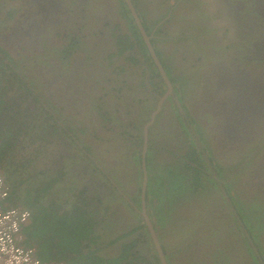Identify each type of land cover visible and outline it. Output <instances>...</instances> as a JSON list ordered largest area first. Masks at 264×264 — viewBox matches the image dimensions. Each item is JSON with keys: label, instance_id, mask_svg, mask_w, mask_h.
<instances>
[{"label": "flooded vegetation", "instance_id": "1", "mask_svg": "<svg viewBox=\"0 0 264 264\" xmlns=\"http://www.w3.org/2000/svg\"><path fill=\"white\" fill-rule=\"evenodd\" d=\"M13 3L12 14L7 15L13 25L7 32H0V62L13 69L6 77L5 93L0 96V172L10 184L11 192L14 178L7 168L17 169L19 177L25 178L23 193L28 192L25 191L28 182L33 181L40 189L46 188V200L61 199L83 205L81 209L100 227L103 211L99 204L109 195L101 183L108 179L111 189L115 188L132 204L134 215L141 220L136 227H140L138 231L144 236L148 231L142 217L145 210L163 248L165 236L179 227L168 221L158 223L152 215L151 202L148 204V186L160 173L157 165L183 166V173H187L185 183L194 186L193 193L202 189L203 183L197 182L203 176L217 185L220 183L213 167L210 170L214 174L205 172V166L193 157L190 148L185 150V159H181L179 151L183 145L179 137L191 142L184 136L181 119L174 114L178 108L186 127L190 126V118L204 142L202 149L200 144L196 145L199 152L209 156L221 174L228 173L224 183L222 179V192L226 194L225 183L231 184L233 197H238L246 207L256 205L264 210V59L250 58L258 56L250 47L264 41V3L260 0H13ZM161 55L165 57L164 64ZM169 63L175 70L172 76L168 73ZM3 77L0 74L1 83ZM187 82L188 87L181 92V84ZM38 88L40 96L35 95ZM155 100L152 108L151 101ZM123 121L122 133H127L130 142L119 147L121 150L113 161H102L93 148H84L78 142L83 135L104 143L103 137ZM188 130L194 138L192 128ZM168 132H179V137L172 140ZM58 133L62 136L55 139L53 135ZM171 160L176 164L170 163ZM119 165L135 174L134 182H128L122 170L116 179L110 176V170L120 168ZM190 168L193 172L200 171V177H194ZM234 177L237 182H230ZM215 184L205 182L208 188ZM33 192L31 197L35 195ZM15 203L17 207H25L23 197ZM109 212L112 216L116 213L114 209ZM129 219L125 216L120 227L128 224ZM234 227L236 230L237 225ZM198 232L190 240L177 244V248L187 247L193 258L213 241L208 236L194 241ZM81 235L90 238L92 234ZM145 243L146 240L140 242L141 248L138 247L146 258L143 264L150 260ZM173 258L176 259L174 255ZM234 258L242 264L239 256Z\"/></svg>", "mask_w": 264, "mask_h": 264}, {"label": "rangeland", "instance_id": "2", "mask_svg": "<svg viewBox=\"0 0 264 264\" xmlns=\"http://www.w3.org/2000/svg\"><path fill=\"white\" fill-rule=\"evenodd\" d=\"M13 4V0H0V32H7L13 25L12 19L7 18L9 10H12V7H15ZM163 31H166V29H163ZM138 41L140 42L139 39ZM160 43L165 44V42L162 41ZM166 43L170 44L169 42ZM141 48L147 55L142 45ZM24 59L26 58L22 57V60ZM160 59L164 64L165 57L161 55ZM20 61L18 62V65ZM167 68L169 75L172 76L171 73L175 72V70L172 68V64L169 63ZM12 71L13 69L11 66L0 62V74H4L5 76L3 77V83H7L6 77L11 74ZM188 85V82L187 84H181L179 90L182 92L188 87ZM39 90L40 88L36 89V96H40ZM145 95L148 97V94ZM7 96H9V93ZM151 104V107L153 108L156 104V100L151 101ZM147 107L148 105L145 106L143 113ZM174 114L181 119V128L183 131H185L184 136H187L191 142L190 144L189 141L183 140L182 137H179V132L173 134L171 132L166 133L171 134L170 139L172 140H175L177 137H179L180 142L183 145L179 151V154H182L181 159H185L183 158L184 154L187 152L185 150L190 148L194 152V157H196V159L200 158V163L205 166L204 171H207L209 175L214 174L213 171L210 170V166H212L215 173L218 174L220 178V183L217 185L215 182H213V180L207 179L203 176V179L197 182L203 183L200 185L202 189L197 193H193L191 191V187L194 186H192L190 183H185L187 173H183L185 171L183 166L176 164L175 160H171L170 163H175L176 166L163 164L157 165L160 173L154 178L153 184L148 186V204L151 202V209H153L152 207L155 206L153 212L155 217L160 218L162 222L163 220L171 222L170 225L173 227H179L172 230L173 232L168 234L164 239L173 243V245L170 244L173 247H177V244H180L181 241L190 240V236L193 235L197 230L200 231L198 232L200 234L193 239L194 241H197L200 236H208L213 239L211 243L206 245L203 251L200 250L199 253L196 252V258H192V255L186 250L184 254L177 256L176 262H181L182 264H199L198 260L196 259H201L202 261H205L204 264H238L234 258V255H236L239 256L240 262H242V264H244L243 262H246L247 264H264V210L256 205L246 207L238 197H233L232 192H234V190L232 189L231 184L227 185L225 183L223 188L226 191V194L222 192V179L224 183L226 177H228V173L221 174L217 164L214 163L212 159H209V156H206L204 152H199L196 145L200 144L201 149L204 148L205 145L203 140L198 137L197 128H194V123L190 120V118L188 119L190 123L189 128H192L194 138L188 130L189 128L186 127V121L184 120V117L181 116L178 108L174 109ZM38 119L39 117L37 116L36 120ZM124 124L125 121H123L122 125L116 124L114 130H111L112 133L106 134L103 137L104 143L101 142V139L94 141V138L83 135L80 137V139H78V142L84 148H93L95 151V156H99L100 154V159L102 161H113L116 159L115 157H117L118 151L121 150L119 147L124 145L128 146L130 142L127 133H122L124 130ZM171 126H173V123ZM58 135L55 134L53 136L55 139H58L60 136H62L60 133H58ZM186 165H189V163H186ZM119 166L120 168L118 169L110 170V176L116 179L117 174H119V172L122 170L126 180H128V182L130 180L134 182L132 177H134L135 174L129 172L127 167L121 165ZM168 169L171 170L169 181L172 184H169L165 177L161 175L162 173L165 174ZM234 169L231 170L232 173ZM104 171L108 172L106 168ZM191 173H193V170ZM94 174L95 171L92 172V175ZM198 175L200 177L201 173L198 172L197 176ZM98 176L104 180L101 175ZM205 182L212 185L215 184L217 187L214 185L213 188H208V186H206L207 184L205 185ZM230 182L236 183L237 177L232 178ZM101 185L106 187L109 191V199L105 202V205L104 203L103 205L110 208L111 204H113L120 206L121 210L124 209V211H122L124 214V218H122L123 220L121 221L122 223L125 221V216L127 219L131 218V220H136V222L141 221L140 217H129L130 214L128 213L127 209L131 212H134L132 204L124 200L125 198L123 197V199L121 195L120 196L122 199L117 198L118 194L111 189L108 179L104 180ZM124 194L126 196L127 192L124 191ZM226 196L229 198L227 199ZM256 197L259 196L257 195ZM150 198L153 199L150 201ZM232 203L235 208L232 207ZM237 215L242 222L238 220ZM114 217L116 219H120L118 211H116L113 216L105 219L104 222L109 223L111 222L110 218L113 219ZM234 225H237L236 230ZM138 233L139 231H136L134 235L137 236ZM126 236L131 239L133 238V235H130L129 231ZM203 237L201 238L202 240H204Z\"/></svg>", "mask_w": 264, "mask_h": 264}, {"label": "trees", "instance_id": "3", "mask_svg": "<svg viewBox=\"0 0 264 264\" xmlns=\"http://www.w3.org/2000/svg\"><path fill=\"white\" fill-rule=\"evenodd\" d=\"M8 13L12 14L11 10H9ZM7 84L8 83L5 85V83L0 82V96H3L5 93V89L8 86ZM199 161H201L200 158ZM189 167L193 166L189 165ZM12 169L13 168H7V170L11 173L12 178H14V184L12 185L13 191H10L8 201L11 205L15 206L16 199L19 200V198L23 197L25 199L24 206L30 211L31 214L29 222L21 229L20 243L23 246L34 248L36 256L44 262L59 261L62 263L66 262L67 264H114V262L118 261L117 258L119 257L116 258L112 254H105L108 251V243L106 242V239L108 238L106 237L108 236V231H120L122 229V227L119 225L122 224L121 221L123 220L122 218L124 217V214L122 213L121 207L118 205L111 204L110 210L107 206H104L105 202L109 199V195L103 201H101V203L99 202V209L103 211V217L100 227H96L94 218L85 213V209H81V206L83 205H76V202H63L61 199L46 200V188L40 189L42 187H40L37 183L34 184L35 182L33 181L32 183L31 181L28 182L27 190H25L28 192L23 193L21 186L25 183V178H20L17 169ZM198 172L200 173V171L196 170L193 172V175H197ZM162 175L169 184H172L169 181V176L171 175L170 170L166 171V173ZM155 177L156 176H154L151 180V185L153 184ZM48 187H52V184ZM31 190L34 191L33 193H35L33 197H31ZM115 190L116 189L113 188V191ZM15 192H17V194H14ZM115 193H117V191H115ZM117 198L122 199L119 194ZM152 208L153 209H151V212L154 216L153 212L155 206ZM97 209L98 207L96 208V211ZM112 209L118 211L120 217L122 216V218L116 219L114 217L113 219L110 218L112 223L104 222L105 219L109 218V216H112L111 214L113 213L109 212L112 211ZM107 211L109 213H107ZM130 214H133V211H130ZM106 215L109 216L106 217ZM155 218L158 223L164 224L166 222L165 220L162 222L160 218ZM117 220H120V222ZM139 228L140 227L138 226L133 227L131 230H129V233L132 235L138 231ZM81 234H84L85 236L93 234L90 237V241L94 244H90L86 254H84L86 246L81 244L85 237ZM124 235L126 234H123V236ZM145 240L147 241V245H151L152 247L154 246L148 232H146V236H144L142 232H139L137 236L133 235L130 243L125 245L126 248L123 251L130 250V252L132 251L131 253L133 255L140 253V250L138 249L139 244ZM95 243L99 244L100 246H95ZM146 248L148 249V247ZM163 249L166 250V260L169 263L172 261L170 264H182L181 262H173V260H175L173 255L177 257L182 252H185L186 250L188 251L187 247H170V244L166 248L163 247ZM150 262L151 264H159L157 253H155V257ZM198 262L199 264L205 263V261L202 260H199Z\"/></svg>", "mask_w": 264, "mask_h": 264}, {"label": "built area", "instance_id": "4", "mask_svg": "<svg viewBox=\"0 0 264 264\" xmlns=\"http://www.w3.org/2000/svg\"><path fill=\"white\" fill-rule=\"evenodd\" d=\"M10 184L0 173V264H63L40 260L32 247L20 243L21 229L30 219L25 207L9 203Z\"/></svg>", "mask_w": 264, "mask_h": 264}, {"label": "crops", "instance_id": "5", "mask_svg": "<svg viewBox=\"0 0 264 264\" xmlns=\"http://www.w3.org/2000/svg\"><path fill=\"white\" fill-rule=\"evenodd\" d=\"M130 216L137 218L134 215V213L132 215L130 214ZM136 223H138V222H136V220H131V218H130L129 223L126 224L124 227H122V229L120 231L112 230V231L107 232L108 236L106 238H108V239H106V242L108 243L107 244V250L108 251L106 253L105 252L104 253L106 255L112 254L116 258L119 257V258H117L118 261L114 262V264H143V261L146 259L145 257H142L140 253H136L133 255L131 253L132 251L130 252V250L129 251H123L126 248L125 245L129 244L130 240H131V238L127 237L126 235L128 234L129 230H131L133 227H136ZM123 234H126V235L123 236ZM134 234H132V235H134ZM81 244H83V246H86V250L84 251V254H86L88 252L87 249L90 247V244H94V243H92L90 241V238L86 237L85 240H83L81 242ZM169 244L173 245V243L166 241L164 247L166 248L167 246H169ZM172 245H170V247ZM95 246L98 247L100 245L95 243ZM92 247H93V245H92ZM146 247H148V249ZM139 248H141L140 244H139ZM144 248L147 249L146 251L150 255L149 256L150 260L147 259L146 260L147 262H145L144 264H151L150 261L155 257V253H156L155 248H154V246L152 247L151 245H147L146 243L144 245ZM109 250H111V251H109ZM141 253H143V251H141ZM184 253L185 252H182L181 254H184ZM191 257L193 258V256H191ZM174 261H176V259L173 260V262ZM167 263L170 264V263H172V261H170V263L167 261ZM76 264H79V263H76ZM159 264H160V262H159Z\"/></svg>", "mask_w": 264, "mask_h": 264}, {"label": "water", "instance_id": "6", "mask_svg": "<svg viewBox=\"0 0 264 264\" xmlns=\"http://www.w3.org/2000/svg\"><path fill=\"white\" fill-rule=\"evenodd\" d=\"M260 1L262 3H264V0H260ZM250 48H251L252 52L255 50L256 53H258V56H253L252 55V56H250V58H258L259 57V58L264 59V41H262V42H260L258 44H254ZM152 55H153V53H152ZM161 73H162L165 81L167 82V84L169 86V82H168V79H167L166 75L163 73V71H161ZM153 117H154V115L152 114L151 115V120L153 119ZM145 130H146V127L144 129V132L146 133ZM142 209H144V200H142ZM142 217H143V220H144V222L146 223V225L148 227V232H149V234L151 236V240L153 242L155 251H156V253L158 255L160 264H168L167 263V260H166V257H165V252H164V250L162 248V245L160 243V240L158 238V235H157L155 229L153 228V225H152L151 221L149 220L147 214L145 213V210H143V212H142Z\"/></svg>", "mask_w": 264, "mask_h": 264}]
</instances>
